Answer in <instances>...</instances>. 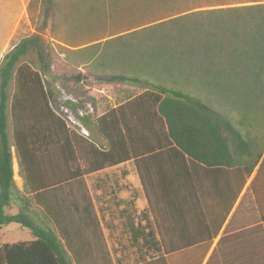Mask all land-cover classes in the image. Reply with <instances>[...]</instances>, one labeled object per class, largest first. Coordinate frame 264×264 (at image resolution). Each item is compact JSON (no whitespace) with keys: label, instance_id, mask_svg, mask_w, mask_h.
Returning a JSON list of instances; mask_svg holds the SVG:
<instances>
[{"label":"trees","instance_id":"16d2710c","mask_svg":"<svg viewBox=\"0 0 264 264\" xmlns=\"http://www.w3.org/2000/svg\"><path fill=\"white\" fill-rule=\"evenodd\" d=\"M39 2L45 21L55 14L56 37L65 33L66 45L85 46L63 49L72 66L99 73L107 83H143V91L95 117L96 134L87 137L52 107L57 89L43 77L49 62L40 35L11 43L0 59V228L17 224L33 240L2 245L0 264H115L86 177L127 162L138 174L157 235L134 225L133 214L124 217L135 264H202L255 170L245 194L257 211L250 231L255 256L222 262L264 264V0ZM114 15L108 34L117 37L101 45L104 22ZM93 34L96 43L86 46ZM31 55L37 66L27 61ZM13 157L22 192L13 179ZM154 161L161 191L148 186ZM221 179L228 193L215 202ZM13 205L18 213L6 214ZM217 247L207 264H214ZM149 252L157 257L147 258Z\"/></svg>","mask_w":264,"mask_h":264},{"label":"crops","instance_id":"0c3cea01","mask_svg":"<svg viewBox=\"0 0 264 264\" xmlns=\"http://www.w3.org/2000/svg\"><path fill=\"white\" fill-rule=\"evenodd\" d=\"M1 1L5 3L7 0ZM15 17L14 10L10 11L9 6L4 4L1 6L0 4V59L10 48V42L15 38V34L21 26L20 21L18 24L16 23ZM89 122L93 124V121L89 120ZM84 128L90 134L88 131L89 128L87 126ZM95 140L103 146L106 145L102 138H98L96 136ZM156 164L157 161H154L153 170L150 172V184L148 183V186L150 185L149 187H154L156 191H161V188H164L162 175H160L156 170ZM13 168L15 169V165ZM255 174L256 170L251 175L252 177L250 176L241 194L237 196L202 264H207L213 250L217 247V244L222 237L226 240L225 244H229L230 247L229 250H226L225 252L220 251V245L217 247L214 258L215 260L221 261L220 264H223L222 261L226 259L249 261L251 260V257L254 258V244H256V238L253 236L250 237V231H253V229L257 226V211L254 201H251V199L246 197L245 194ZM20 181H22L21 178ZM225 184L226 182L222 179L218 182L215 190L216 193L215 191L213 193L214 199H212V201L221 202L224 195H227L225 193H228V187H226ZM86 185L92 199L94 209L100 220L102 232L112 259L115 264H124L123 262L127 259V252L125 251L126 248L121 244L122 238H124V240L129 243V246L134 249L137 256L135 248L131 246V236L126 228V220L124 219L126 215L133 214V218L135 220L134 225L144 227L145 233L154 232L156 235V231L153 226V214L149 211V204L145 197L138 174L133 164L131 162H127L125 164H121L113 168H107L88 175L86 177ZM18 191H23V181L22 187ZM230 193L232 197L234 193L233 188H231ZM150 204L152 207H156L153 201H150ZM18 210V206L13 205L11 208L6 209L5 213L14 215L18 213ZM144 214H146V217ZM260 224L264 228V223L260 222ZM14 225L17 224H9L0 228V247L4 244H15L33 240L29 230L21 228L19 225ZM24 230L28 231L26 235H24ZM121 233L123 237L119 239L118 237ZM239 233H242V235H239ZM111 236H115V238L117 237L116 240H113L114 243L116 241L114 249L117 250V253H119L118 257H121L117 260H114L111 248L108 244V237ZM141 241L142 240H139V242ZM122 253H125V255L122 256ZM149 257H157V254L149 252L147 258ZM137 258L138 256L136 257V261Z\"/></svg>","mask_w":264,"mask_h":264},{"label":"rangeland","instance_id":"374dc122","mask_svg":"<svg viewBox=\"0 0 264 264\" xmlns=\"http://www.w3.org/2000/svg\"><path fill=\"white\" fill-rule=\"evenodd\" d=\"M0 4L9 6L10 11H15V19L16 23L20 21L21 26L18 29L17 33L15 34V38L10 42H18L20 38H23L25 36H30L34 34L40 35V37L44 40L45 46L47 49V53L45 55V59L47 62H49V69L43 75L44 80L49 82L53 79V83L57 89V94L54 96V100L52 102V107L58 113L64 120H66L67 124L74 130H78L80 132V127H88V131L90 133L96 134V129L94 124L89 122V120L94 121L95 117L103 113L109 108L115 107L119 102L123 101L125 99V96L128 95L130 92H133L134 94L139 93L143 91V83L142 84H131V83H124V82H112L107 83L101 80L99 78L101 74L91 75L84 67H74L71 65V62L67 60V57L63 49H70V50H79L82 47H70L65 44V42H62L61 39L66 38L65 33H60L58 37L54 35V30H51L53 28L54 24V18L55 14L54 12L50 13V17L48 21H45L42 17L39 0H33L31 3L30 8L28 9L29 13L26 11V6L29 2V0H7L5 3L0 0ZM242 6L245 5H252V3H241ZM112 7H109L108 5L105 6V12H110V9ZM116 15V14H115ZM115 15L112 19L108 18L104 22V31L103 33V39L99 40L101 42V45L104 44L106 40L115 38L117 36L112 35L108 32L110 30H113L114 23L113 19H115ZM56 20V19H55ZM43 21L46 22V25L44 28L42 27ZM18 28V27H17ZM41 28V30H40ZM131 32V31H129ZM121 33L119 35H125L126 33ZM65 35V36H64ZM94 36L96 34H93L91 39L92 43L86 44L92 45L96 42L93 41ZM115 46H108L107 50L111 51L114 49ZM63 51V53H62ZM27 61H31L35 63V66H37V60L36 57L31 55L27 58ZM72 60V58L70 57ZM77 75H84L86 77V80H83L81 83L75 81V77ZM110 75V73H109ZM108 75V76H109ZM103 76V75H102ZM101 76V77H102ZM82 93L84 96L76 98L75 93ZM81 96V95H80ZM66 101L73 102L77 105V107L74 109V111L70 110L69 108H66L64 103ZM66 104V103H65ZM263 108H264V99L262 101ZM212 108L217 110L219 113L222 111L215 106L211 105ZM263 111V110H262ZM262 119H260V126H259V133L260 136L264 137V111L262 114ZM233 125L234 122L232 121ZM85 129V128H84ZM86 136H89V133L86 131ZM15 165V169L13 168ZM13 179L15 181L16 187L21 189L22 187V181H20V177L18 175V166L17 162L15 161V157H13ZM17 167V168H16ZM19 177V178H18ZM252 177V176H251ZM22 180V179H21ZM17 226V225H14ZM25 234L28 233L27 230H24ZM119 239L123 237L122 233L119 234ZM116 240L117 237L111 236L108 237V244L111 248L113 258L114 260H117L121 257L119 256V253H117V250H115V243L113 240ZM119 243V242H118ZM122 246L126 248V259L123 263L124 264H135L136 263V254L134 252V249H132L129 246V243H127L124 238H122ZM120 246V244H119ZM230 245L229 244H222L220 245V251L225 252L226 250H229ZM125 253H122V256H124ZM221 261L214 259V264H220ZM213 264V263H212Z\"/></svg>","mask_w":264,"mask_h":264},{"label":"built area","instance_id":"2783aa9c","mask_svg":"<svg viewBox=\"0 0 264 264\" xmlns=\"http://www.w3.org/2000/svg\"><path fill=\"white\" fill-rule=\"evenodd\" d=\"M80 133L86 136V130L83 127H80Z\"/></svg>","mask_w":264,"mask_h":264},{"label":"water","instance_id":"95a60500","mask_svg":"<svg viewBox=\"0 0 264 264\" xmlns=\"http://www.w3.org/2000/svg\"><path fill=\"white\" fill-rule=\"evenodd\" d=\"M83 80H86V77L83 75Z\"/></svg>","mask_w":264,"mask_h":264}]
</instances>
